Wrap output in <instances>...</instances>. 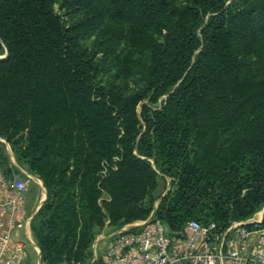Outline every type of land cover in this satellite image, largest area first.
I'll use <instances>...</instances> for the list:
<instances>
[{
	"label": "trees",
	"instance_id": "obj_1",
	"mask_svg": "<svg viewBox=\"0 0 264 264\" xmlns=\"http://www.w3.org/2000/svg\"><path fill=\"white\" fill-rule=\"evenodd\" d=\"M65 1L80 13L68 24L52 0H0V136L45 190L42 264H88L105 220L149 214L158 172L153 216L170 229L250 216L264 202V0Z\"/></svg>",
	"mask_w": 264,
	"mask_h": 264
},
{
	"label": "built area",
	"instance_id": "obj_2",
	"mask_svg": "<svg viewBox=\"0 0 264 264\" xmlns=\"http://www.w3.org/2000/svg\"><path fill=\"white\" fill-rule=\"evenodd\" d=\"M21 173L13 160L8 170L0 166V264H31L28 245L37 255L29 234L36 206L26 207L28 186ZM153 209L119 226L105 220L90 243L88 264H264V202L246 218L225 224L189 218L174 229L154 217Z\"/></svg>",
	"mask_w": 264,
	"mask_h": 264
},
{
	"label": "rangeland",
	"instance_id": "obj_3",
	"mask_svg": "<svg viewBox=\"0 0 264 264\" xmlns=\"http://www.w3.org/2000/svg\"><path fill=\"white\" fill-rule=\"evenodd\" d=\"M234 5L235 6L238 5L237 0H225V6L226 7L233 9ZM52 7H53L54 11L59 15V17L61 18V20L65 24L73 22L74 20H76L78 18L79 14H80L78 9H76L72 6H69V4L65 0H52ZM204 19H205V16H202L200 18L201 23L204 22ZM79 43L81 44V46L86 48V53L91 54V59H93L94 61H95V57H98L100 55L99 52L98 51L96 52L95 51L96 49H94V47H93V35L92 34L86 35V37H84V38H80ZM3 56H4V54H0V58ZM256 60L257 61L253 64V71L256 74H260L261 72L264 71V53H262ZM104 63H107V61L105 60ZM97 77L100 80V82L104 83V84H107L110 81L113 82V80L111 78V70L98 69ZM135 78H136L135 75H130V76L123 78V79L119 78L116 81V83L121 85V86H122V84H125L127 87L130 88V87L135 86L137 84ZM157 103H158V100L156 101V104ZM137 108H138V105H137ZM11 160L15 161V163H17V165H19V167L23 170V173H21V175H22L23 179L26 181L27 186H28V189H27L28 198H27V205H26L28 211H30V209L33 210L34 207L38 204V206L35 208L34 212L32 213V215L30 216V219H29V234H30L31 239L33 241V245L36 247L37 252H38L39 248H38V245L36 243L35 230L33 228L32 222H34L33 218H34V214H35L36 209H38V207L40 206V203L42 202V200L45 197V190H44L43 199L41 200L40 197H41L42 189L38 186V184H36L34 182V180H32V177H31V175H33V176H36V175L29 172L27 170V168L25 167V165L21 164L20 162H18L15 159L14 153H13L9 143L2 136H0V165H1V167L8 168L9 164L11 163ZM169 181H170V177L163 175V174H160L158 172L157 187L153 191V197L155 199L152 201V206H153L152 208L156 207L157 202H158V197L160 195H162V193H164L168 189ZM43 189H44V187H43ZM261 203L262 202H259L257 204L256 209H258L260 207ZM257 212L258 211H256L255 214ZM255 214H254V216H255ZM228 217H231L230 220L236 219V218H234V216H228ZM109 228H110V226H107V227H105L104 230L106 231ZM99 245H101V242H99ZM26 249H27V252L29 255V260H30L31 264H37L36 258H38V264H42V262L40 260V254H39V257L37 255L35 256V253H34V251L30 245H28L26 247Z\"/></svg>",
	"mask_w": 264,
	"mask_h": 264
},
{
	"label": "crops",
	"instance_id": "obj_4",
	"mask_svg": "<svg viewBox=\"0 0 264 264\" xmlns=\"http://www.w3.org/2000/svg\"><path fill=\"white\" fill-rule=\"evenodd\" d=\"M36 177V176H35ZM37 178V177H36ZM36 184H38V186L42 189V193H41V197H40V199H42L43 198V195H44V189H43V186H42V184H41V181H40V179L39 178H37V180L36 181H34ZM38 206V204L36 205V207Z\"/></svg>",
	"mask_w": 264,
	"mask_h": 264
},
{
	"label": "bare ground",
	"instance_id": "obj_5",
	"mask_svg": "<svg viewBox=\"0 0 264 264\" xmlns=\"http://www.w3.org/2000/svg\"><path fill=\"white\" fill-rule=\"evenodd\" d=\"M31 177H32V180H34V181L37 180V178L35 176L31 175ZM258 213H259V211L255 215H257Z\"/></svg>",
	"mask_w": 264,
	"mask_h": 264
},
{
	"label": "water",
	"instance_id": "obj_6",
	"mask_svg": "<svg viewBox=\"0 0 264 264\" xmlns=\"http://www.w3.org/2000/svg\"><path fill=\"white\" fill-rule=\"evenodd\" d=\"M163 194V193H162ZM43 199V198H42ZM41 199V200H42ZM37 256L39 257V250H38V252H37ZM37 264H38V258H37Z\"/></svg>",
	"mask_w": 264,
	"mask_h": 264
}]
</instances>
